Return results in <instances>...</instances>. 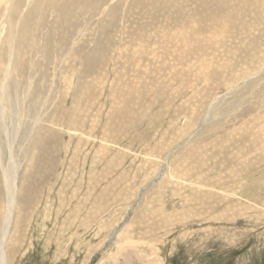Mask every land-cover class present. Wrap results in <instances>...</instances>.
Returning <instances> with one entry per match:
<instances>
[{"label": "rangeland", "instance_id": "374dc122", "mask_svg": "<svg viewBox=\"0 0 264 264\" xmlns=\"http://www.w3.org/2000/svg\"><path fill=\"white\" fill-rule=\"evenodd\" d=\"M10 1L6 264H264V4Z\"/></svg>", "mask_w": 264, "mask_h": 264}, {"label": "bare ground", "instance_id": "6f19581e", "mask_svg": "<svg viewBox=\"0 0 264 264\" xmlns=\"http://www.w3.org/2000/svg\"><path fill=\"white\" fill-rule=\"evenodd\" d=\"M16 0H12V1H10L9 3L11 4V8H12V11L13 12H17V4L16 3H14ZM70 1V0H69ZM138 2H139V0H137ZM153 1V0H152ZM250 1V0H249ZM18 2H19V0H18ZM251 3L252 4H255V5H257L258 6V8L260 9L261 7L259 6V4H264V0H253V1H251ZM20 4V3H19ZM147 5H149V4H147ZM20 7V6H19ZM146 7V6H145ZM222 9H223V6H222ZM221 9V10H222ZM220 10V11H221ZM260 10H262V9H260ZM264 10V9H263ZM248 11H250V10H248ZM254 11V10H253ZM257 11V10H256ZM182 12H183V10H182ZM219 14H223V12H220ZM250 14V13H249ZM254 14V13H253ZM242 15V14H241ZM256 14H254V16H255ZM264 15V14H263ZM223 16H224V14H223ZM254 16H252V19H255L257 16H258V13H257V16H255V18H254ZM259 16H260V18H259ZM259 16H258V19H257V21H258V23H262V22H260L259 20L260 19H262L261 18V14H259ZM189 17V16H188ZM250 17H251V15H250ZM187 18V17H186ZM209 18V19H208ZM207 19H208V22H210V24H211V26L214 24V26H212L214 29H218V28H222L223 27V25H224V22H228V23H232V21L234 20L233 18L231 19V18H223V17H218V16H216V17H214L212 14L208 17ZM243 18V17H242ZM239 19H241V17H239ZM251 19V18H250ZM227 20H229V21H227ZM192 22V23H195V20L192 18V17H190L189 19H187V21H186V23H189V22ZM242 21V20H241ZM198 22V21H197ZM185 23V24H186ZM264 23V22H263ZM254 24V23H253ZM258 25V24H257ZM193 26V25H192ZM225 27V26H224ZM207 28V27H206ZM260 28H263V27H260ZM182 29H183V26H182ZM208 29V28H207ZM184 30V29H183ZM193 30V29H192ZM264 30V29H263ZM177 32H178V30H176ZM262 31V30H261ZM191 31H190V29L188 30V33H190ZM176 33V32H175ZM196 33V31L193 33V34H195ZM199 33H201V32H199ZM221 33V31H219V30H212V32L210 33L212 36H216V35H219ZM177 35L179 34V33H176ZM260 34H261V32H260ZM179 35H182V34H179ZM262 35V34H261ZM186 37L188 36L187 34L185 35ZM192 38V37H191ZM195 38V37H194ZM187 40V39H186ZM200 40V39H199ZM190 41V40H189ZM15 45V44H14ZM13 45V46H14ZM187 48H188V46L187 45H185ZM15 47H16V45H15ZM189 47H191V46H189ZM12 48V47H11ZM195 48H197V49H200V47H195ZM16 50V49H15ZM11 65V64H10ZM13 65V64H12ZM15 65V64H14ZM9 68V67H8ZM7 68V69H8ZM5 80V79H4ZM6 81V80H5ZM1 82V81H0ZM2 84V83H1ZM5 85V84H4ZM2 86H3V84H2ZM0 88H1V86H0ZM2 90V89H1ZM5 90V89H4ZM4 93H5V91H4ZM8 93V92H7ZM4 96H5V94H4ZM3 96V97H4ZM2 98V97H1ZM3 101V100H2ZM2 114V113H1ZM3 117V116H2ZM262 132V131H261ZM12 168V167H11ZM14 168V167H13ZM13 171L14 170H11V171H8V172H6V173H4V197H3V199H4V203H3V209H2V220H1V224H0V264H6V252H5V247H7V246H5L6 245V237L9 235V232H10V228L12 227L13 228V226H12V224H13V218H14V213L16 212V208L17 207H15V206H17L18 205V203H17V194H18V188H17V186H16V182H15V176H14V173H13ZM3 201V200H2ZM16 222H17V220H15ZM127 242H129V243H127ZM127 242H123L124 244L126 243V245L127 244H129V245H133L132 243H134L133 241H129V239L127 240ZM124 244H121L120 246L122 247V246H124ZM119 245V244H118ZM117 245V246H118ZM129 245H127V246H129ZM121 249V248H120ZM155 251V250H154Z\"/></svg>", "mask_w": 264, "mask_h": 264}]
</instances>
